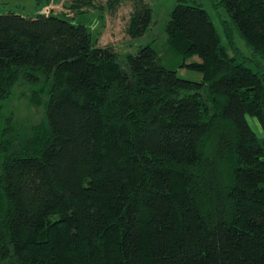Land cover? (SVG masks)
<instances>
[{"label":"trees","instance_id":"16d2710c","mask_svg":"<svg viewBox=\"0 0 264 264\" xmlns=\"http://www.w3.org/2000/svg\"><path fill=\"white\" fill-rule=\"evenodd\" d=\"M50 2L0 13V264H264V73L230 57L185 0L165 44L201 81L149 44L123 60L99 46L75 20L102 4L72 0L71 18L43 13ZM221 4L264 60V0ZM152 23L133 0L127 37ZM20 79L44 122L17 134L2 112Z\"/></svg>","mask_w":264,"mask_h":264},{"label":"rangeland","instance_id":"374dc122","mask_svg":"<svg viewBox=\"0 0 264 264\" xmlns=\"http://www.w3.org/2000/svg\"><path fill=\"white\" fill-rule=\"evenodd\" d=\"M153 11V23L146 37L131 40L125 33L126 22L132 10L133 0H120L115 12L106 9L107 0H94L96 4H102V11H90L89 15H80L75 22H84L90 27L93 36L97 38L99 46L111 45L114 47L117 56L123 60L127 53L134 54L140 46L151 45L160 52L163 65L170 69H175L179 77L201 81V74L184 67H178L180 59L167 49L165 44L164 26L169 18V14L176 5L177 0H144ZM72 0H51L50 5L42 12L45 14L54 13L69 14L71 18L75 14L69 12L64 4H70ZM187 4L199 5L208 14L213 26L219 36L221 46L227 51L230 57H235L237 61L244 62V65L252 68L257 73H264V60L255 55L251 49L240 38L238 31L232 25L221 0H185ZM35 9L34 0H0V13L8 11L29 14ZM227 33L232 37L227 38ZM199 59L193 57L186 63ZM30 86L22 79L18 80L11 90V94L3 103V112L6 118H10L14 133H26L32 128L38 127L44 122L43 106H34L29 97ZM247 122L252 131L260 139L263 136L261 127L254 117L246 116Z\"/></svg>","mask_w":264,"mask_h":264}]
</instances>
